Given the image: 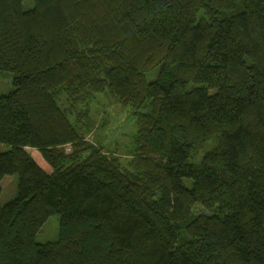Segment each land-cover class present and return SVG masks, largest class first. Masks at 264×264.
Returning <instances> with one entry per match:
<instances>
[{"label":"trees","instance_id":"trees-1","mask_svg":"<svg viewBox=\"0 0 264 264\" xmlns=\"http://www.w3.org/2000/svg\"><path fill=\"white\" fill-rule=\"evenodd\" d=\"M25 1L0 0V72L14 75L0 198L5 177L19 180L0 201V264H264V0ZM92 67L149 108L131 171L82 148L56 99ZM56 214L59 240L37 244Z\"/></svg>","mask_w":264,"mask_h":264},{"label":"rangeland","instance_id":"rangeland-1","mask_svg":"<svg viewBox=\"0 0 264 264\" xmlns=\"http://www.w3.org/2000/svg\"><path fill=\"white\" fill-rule=\"evenodd\" d=\"M33 7V0L25 1L24 9L26 11L33 9ZM201 17H203V12L199 14L198 19ZM159 73L160 67L149 71L146 75L147 81L149 83L155 82ZM83 76L84 79L88 80L78 87L76 94L68 93L69 88L68 91L61 89L56 93L59 105L68 115L71 124L84 137L85 143H82V148L83 146L87 148L96 146L106 154L118 158L123 170L131 171L135 161V137L139 129L140 115L148 114L147 104L136 108L133 105L123 103L124 101L114 95L113 90L106 84L105 77L99 67L89 68ZM13 81V74L0 72V95L7 96L12 93L14 90ZM153 108L154 106L151 110ZM215 143L216 141H212L204 150L195 153L191 161L199 163ZM10 150V146L0 144V153H6ZM62 150L66 156L71 157L73 160L71 163L78 159V151L73 146H65ZM88 154L85 153L83 158ZM18 182L17 176H7L3 179L0 198L3 206L17 198ZM184 183L188 188L192 187L191 180H184ZM194 214L197 216L212 215L200 204L195 207ZM60 223L61 216L59 214L49 218L36 237L37 244L46 245L57 242L60 238Z\"/></svg>","mask_w":264,"mask_h":264}]
</instances>
